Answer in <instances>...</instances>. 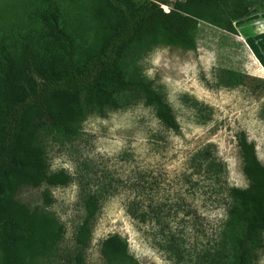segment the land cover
<instances>
[{"label": "rangeland", "instance_id": "rangeland-1", "mask_svg": "<svg viewBox=\"0 0 264 264\" xmlns=\"http://www.w3.org/2000/svg\"><path fill=\"white\" fill-rule=\"evenodd\" d=\"M90 2L51 0L66 28L87 20ZM46 6L43 0H0V58L4 52L17 60L24 43L35 53L54 49V36L39 15ZM232 26L234 33H228L199 22L195 51L159 44L124 58L170 106L177 132L162 125L154 106L138 100L104 115L87 113L69 140L39 133L36 144L44 149L50 171L72 176L70 184L50 189L53 202L47 210L65 232L54 254L39 264H73L79 250L73 236L88 194L99 195L101 203L89 245L81 249L84 264H104L101 242L112 234L126 240L139 264H228L229 190L249 185L238 133L254 144L264 166V10ZM85 38L76 36L75 43L92 47V35ZM218 68L239 72L244 81L234 88L217 86ZM205 156L221 169H209ZM43 189L25 191L21 199L40 204ZM133 206L145 214L142 219L129 214ZM261 240L254 264H264V232Z\"/></svg>", "mask_w": 264, "mask_h": 264}, {"label": "trees", "instance_id": "trees-1", "mask_svg": "<svg viewBox=\"0 0 264 264\" xmlns=\"http://www.w3.org/2000/svg\"><path fill=\"white\" fill-rule=\"evenodd\" d=\"M43 1L47 6L39 15L54 36V49L35 53L24 43L17 60L4 52L0 58V264H39L54 254L65 232L47 208L53 202L50 189L70 184L72 176L50 171L44 149L36 144L40 132L66 141L78 133L87 113L104 115L138 100L154 106L162 125L177 132L170 106L124 58L132 50L140 53L159 44L195 51L199 22L234 33L232 21L264 10V0H91L87 20L72 21L66 28L51 0ZM88 32L95 41L92 47L75 43L74 37L85 40ZM214 73L217 86L234 88L244 81L236 71L218 68ZM236 140L249 185L229 190L224 240L231 241L228 264H254V251L263 247L264 166L244 132ZM202 160L209 169H221L208 156ZM43 186L40 204L21 199L25 191ZM100 203L95 194L82 200L84 219L73 236L79 248L73 264H84L81 249L89 245ZM128 212L134 218L145 215L134 206ZM100 254L104 264H139L119 234L102 240Z\"/></svg>", "mask_w": 264, "mask_h": 264}]
</instances>
